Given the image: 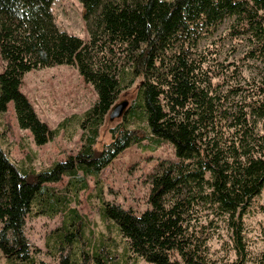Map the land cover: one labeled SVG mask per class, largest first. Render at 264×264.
Instances as JSON below:
<instances>
[{
	"label": "trees",
	"instance_id": "obj_1",
	"mask_svg": "<svg viewBox=\"0 0 264 264\" xmlns=\"http://www.w3.org/2000/svg\"><path fill=\"white\" fill-rule=\"evenodd\" d=\"M54 1L0 0V115L13 103L19 128L37 146L58 136L70 119L51 130L22 92L28 73L56 66L76 67L98 99L79 119L82 148L64 162L36 173L19 168L0 145V251L7 264H127L125 255L150 264H212L210 233L200 222L207 208L230 217L235 264H245L243 216L264 190V87L244 89L237 109L226 108L227 97L213 87L214 71L194 50L205 33L234 18L231 35L252 36L263 52L264 0H80L87 42L59 30ZM137 80V98L111 130L112 141L97 150L106 117ZM145 141L152 148L170 143L178 162L160 164L151 180L152 208L141 215L98 192L104 225L126 243L120 253L115 239L87 234L72 204L89 189L87 178L100 184L106 168ZM64 178L69 183L61 193L48 186ZM59 215L62 225L47 235L39 260L27 218ZM256 264H264V253Z\"/></svg>",
	"mask_w": 264,
	"mask_h": 264
},
{
	"label": "rangeland",
	"instance_id": "obj_2",
	"mask_svg": "<svg viewBox=\"0 0 264 264\" xmlns=\"http://www.w3.org/2000/svg\"><path fill=\"white\" fill-rule=\"evenodd\" d=\"M52 13L60 31L85 42L89 41L88 25L83 18L84 7L80 0H55ZM235 23L234 18L225 19L218 28L205 33L194 50L195 57L206 62L204 67L214 71L211 75L213 87L219 89L222 97H227L226 108L234 110L238 103L246 99L247 91L244 89L264 87V51L256 49L257 42L250 35H231ZM4 69L5 63L0 54V74ZM140 84L141 80H137L129 88H125L115 105L129 102L130 108L137 98ZM22 92L40 120L51 130H56L65 119L70 121L47 145L37 146L31 132L19 128L14 105L11 103L8 111L0 115V145L10 160L19 168L38 173L49 169L56 162H64L69 156H76L84 143L79 119L98 99L93 85L83 80L76 67L56 66L28 73L24 78ZM110 113L100 130L96 145L99 151L112 141L111 130L123 122V117L112 120ZM162 162H178L173 145L163 143L152 148L151 143L145 141L142 145L126 150L106 168L101 175L100 184L92 177L87 178L89 189L79 192L72 204L85 218L87 234L97 240L115 239L119 252L125 253L126 243L114 227L108 230L99 215L101 202L98 192L102 189L105 202L119 203L125 209H132L137 215H141L152 208L149 203L151 180L160 172ZM68 183L69 178H64L61 182L48 186L61 193ZM171 200L172 195L167 202ZM202 215L204 218L200 222L204 226L203 230L210 233L207 254L211 263L235 264L238 255L234 243V225L230 222V217L217 216L208 208ZM63 218V215L55 219L27 218L26 234L33 249L40 251L39 260L45 258L43 254L46 252L47 235L62 225ZM243 228L245 264H256L264 253V190L243 216ZM124 259H127V264H150L126 255ZM0 264H7L1 251Z\"/></svg>",
	"mask_w": 264,
	"mask_h": 264
},
{
	"label": "water",
	"instance_id": "obj_3",
	"mask_svg": "<svg viewBox=\"0 0 264 264\" xmlns=\"http://www.w3.org/2000/svg\"><path fill=\"white\" fill-rule=\"evenodd\" d=\"M128 109H129V102H123L117 104L112 108L110 113V118L112 120L120 119L125 115Z\"/></svg>",
	"mask_w": 264,
	"mask_h": 264
}]
</instances>
